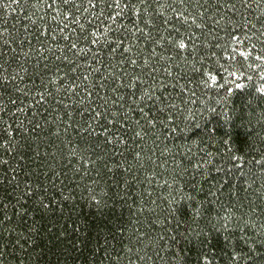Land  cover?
I'll list each match as a JSON object with an SVG mask.
<instances>
[{
  "label": "trees",
  "instance_id": "obj_1",
  "mask_svg": "<svg viewBox=\"0 0 264 264\" xmlns=\"http://www.w3.org/2000/svg\"><path fill=\"white\" fill-rule=\"evenodd\" d=\"M262 242L264 0H0V264Z\"/></svg>",
  "mask_w": 264,
  "mask_h": 264
},
{
  "label": "snow or ice",
  "instance_id": "obj_2",
  "mask_svg": "<svg viewBox=\"0 0 264 264\" xmlns=\"http://www.w3.org/2000/svg\"><path fill=\"white\" fill-rule=\"evenodd\" d=\"M183 47V45H181ZM250 243H255L254 241H251ZM262 245H264V242H262ZM250 255L247 260V264H264V246H258L254 248H250L249 250ZM233 259L235 260L236 257L233 256ZM202 264V262H200Z\"/></svg>",
  "mask_w": 264,
  "mask_h": 264
}]
</instances>
